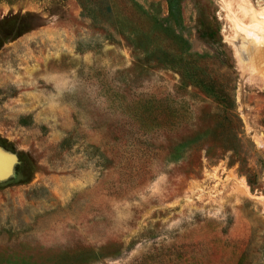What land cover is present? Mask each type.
I'll return each instance as SVG.
<instances>
[{
	"label": "rangeland",
	"instance_id": "374dc122",
	"mask_svg": "<svg viewBox=\"0 0 264 264\" xmlns=\"http://www.w3.org/2000/svg\"><path fill=\"white\" fill-rule=\"evenodd\" d=\"M261 14L264 0H0V264H264ZM221 87L238 155L173 160L136 139L129 106L194 92L191 130L230 143L204 91Z\"/></svg>",
	"mask_w": 264,
	"mask_h": 264
},
{
	"label": "trees",
	"instance_id": "16d2710c",
	"mask_svg": "<svg viewBox=\"0 0 264 264\" xmlns=\"http://www.w3.org/2000/svg\"><path fill=\"white\" fill-rule=\"evenodd\" d=\"M189 63L193 62L190 61ZM180 77L182 85L179 87V91L182 90L187 93L188 91L185 88L188 85H184V82L192 76H188L185 71L180 74ZM200 79L196 83L197 89L198 87L207 86L205 79ZM204 91L212 93L216 99L220 111L216 112L214 116L219 119L217 120L218 126L222 127L226 138L231 140L230 143L228 141L220 143L219 139L208 135L201 129L191 130L190 120H192L195 111L193 103L190 102L192 101L191 96L196 97L195 94H197L191 92L187 95L189 98H178L177 96H168L161 99L153 96L149 98L142 97L132 108L129 106V117L134 121L133 124L138 135L136 139L140 141L142 146H147L144 150L147 151L149 142L156 138V140L161 141L159 144L161 154L173 160L179 159L187 151L193 153L205 151L207 155H218L231 150L234 155H238V149L243 140V127L239 116L235 112V101L231 91L222 87L217 90ZM131 125L130 122L126 123L128 129ZM123 140L126 148H132L133 138ZM108 161L112 163V160Z\"/></svg>",
	"mask_w": 264,
	"mask_h": 264
},
{
	"label": "bare ground",
	"instance_id": "6f19581e",
	"mask_svg": "<svg viewBox=\"0 0 264 264\" xmlns=\"http://www.w3.org/2000/svg\"><path fill=\"white\" fill-rule=\"evenodd\" d=\"M253 13V12H252ZM261 17L262 18H260V19H262V20H264V14H261ZM250 19V18H249ZM252 20L251 21H253V22H251V25L252 24H255V20H253V16H252V18H251ZM236 22H237V20H236ZM237 23H239L240 24V22H237ZM257 24V23H256ZM260 24V23H259ZM263 25V24H262ZM237 26V29L239 30V31H241V29H240V27L238 26V25H236ZM256 26V25H255ZM251 27V26H250ZM257 27V26H256ZM261 31V30H260ZM264 31V30H263ZM246 35H247V37H249V35H251V38H253L254 40L257 38L256 36L257 35H255V34H249V32H247L246 33ZM259 36V35H258ZM258 40H260V39H258ZM250 54V53H249ZM260 57V56H259ZM241 60V59H240ZM261 60V59H260ZM263 62V61H262ZM259 65V64H258ZM256 67H257V65H256Z\"/></svg>",
	"mask_w": 264,
	"mask_h": 264
},
{
	"label": "water",
	"instance_id": "95a60500",
	"mask_svg": "<svg viewBox=\"0 0 264 264\" xmlns=\"http://www.w3.org/2000/svg\"><path fill=\"white\" fill-rule=\"evenodd\" d=\"M4 165H5V161L0 158V169H1V166H4Z\"/></svg>",
	"mask_w": 264,
	"mask_h": 264
}]
</instances>
